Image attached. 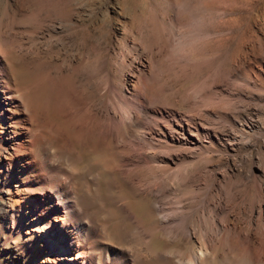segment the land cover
<instances>
[{
    "label": "rangeland",
    "instance_id": "1",
    "mask_svg": "<svg viewBox=\"0 0 264 264\" xmlns=\"http://www.w3.org/2000/svg\"><path fill=\"white\" fill-rule=\"evenodd\" d=\"M0 65V97L66 138L110 206L151 222L180 201L193 244L159 234L170 251L204 258L209 216L217 261L262 262L264 0H0ZM2 177L0 204L18 190ZM17 208L0 211V264H34Z\"/></svg>",
    "mask_w": 264,
    "mask_h": 264
},
{
    "label": "bare ground",
    "instance_id": "2",
    "mask_svg": "<svg viewBox=\"0 0 264 264\" xmlns=\"http://www.w3.org/2000/svg\"><path fill=\"white\" fill-rule=\"evenodd\" d=\"M7 73L5 65H0V81L6 83L1 87L9 86ZM1 87L6 94V89ZM10 97H0V172L4 180L7 177L5 186L9 191L12 193L13 182L18 190L8 202L2 198L0 211H7L10 206L18 207L15 212L23 223L20 233L22 229H32L29 238L37 239V244L35 242L27 253L29 259L36 254L32 263L258 264L252 262L254 257L252 260L248 258V262L237 257L217 261V254L212 250L214 218L209 216L205 218L202 233L204 258L192 249L194 245L186 255L170 251L159 234L174 243L185 238L193 244L190 240V210L177 200L159 208L161 214L164 212L163 216L150 222L130 209L128 202H120L112 194L110 206L101 195V177L94 175L89 168L82 170L79 167L81 155L67 145V139L61 135L64 145H52V139H59L60 135L55 134L56 131L35 129L21 109V102ZM6 110L11 115L4 123ZM98 162L94 165L99 166ZM107 170L114 172L113 166ZM86 172L91 178H86ZM138 185L144 189L151 187L146 178L139 179ZM263 260L260 264H264Z\"/></svg>",
    "mask_w": 264,
    "mask_h": 264
}]
</instances>
